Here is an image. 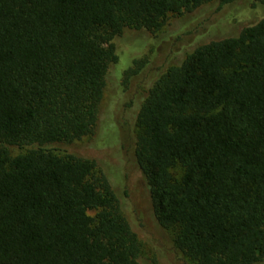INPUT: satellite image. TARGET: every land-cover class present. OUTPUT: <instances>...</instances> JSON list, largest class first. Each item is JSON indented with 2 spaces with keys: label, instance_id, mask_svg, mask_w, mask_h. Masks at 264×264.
I'll use <instances>...</instances> for the list:
<instances>
[{
  "label": "trees",
  "instance_id": "obj_1",
  "mask_svg": "<svg viewBox=\"0 0 264 264\" xmlns=\"http://www.w3.org/2000/svg\"><path fill=\"white\" fill-rule=\"evenodd\" d=\"M206 1L0 0V264H139L108 176L66 145L95 132L113 38ZM133 124L175 250L192 264L263 260L264 16L167 66Z\"/></svg>",
  "mask_w": 264,
  "mask_h": 264
},
{
  "label": "rangeland",
  "instance_id": "obj_2",
  "mask_svg": "<svg viewBox=\"0 0 264 264\" xmlns=\"http://www.w3.org/2000/svg\"><path fill=\"white\" fill-rule=\"evenodd\" d=\"M264 16V0H208L170 15L156 31L125 28L113 38L117 60L106 77L104 100L90 138L66 147L94 160L108 176L121 209L142 241L139 264H192L173 246L170 231L155 219L149 185L134 161L138 108L157 76L179 64L198 45L235 35ZM145 60L134 63V60ZM15 151H17L15 149ZM254 264H264V259Z\"/></svg>",
  "mask_w": 264,
  "mask_h": 264
}]
</instances>
